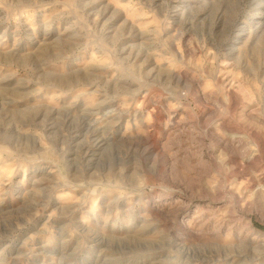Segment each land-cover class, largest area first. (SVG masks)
I'll use <instances>...</instances> for the list:
<instances>
[{
	"label": "rangeland",
	"instance_id": "1",
	"mask_svg": "<svg viewBox=\"0 0 264 264\" xmlns=\"http://www.w3.org/2000/svg\"><path fill=\"white\" fill-rule=\"evenodd\" d=\"M0 264H264V0H0Z\"/></svg>",
	"mask_w": 264,
	"mask_h": 264
}]
</instances>
